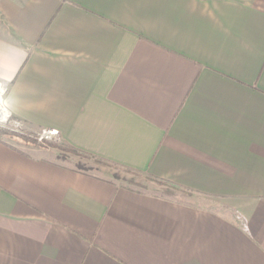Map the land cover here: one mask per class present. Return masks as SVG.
Wrapping results in <instances>:
<instances>
[{
	"label": "crops",
	"instance_id": "0c3cea01",
	"mask_svg": "<svg viewBox=\"0 0 264 264\" xmlns=\"http://www.w3.org/2000/svg\"><path fill=\"white\" fill-rule=\"evenodd\" d=\"M0 80L146 178L0 140V264H264V0H0Z\"/></svg>",
	"mask_w": 264,
	"mask_h": 264
},
{
	"label": "rangeland",
	"instance_id": "374dc122",
	"mask_svg": "<svg viewBox=\"0 0 264 264\" xmlns=\"http://www.w3.org/2000/svg\"><path fill=\"white\" fill-rule=\"evenodd\" d=\"M4 85H5V83H4ZM12 129L17 130L15 128H12ZM18 131L21 132L23 130L20 129ZM41 132L42 131L33 134L34 135L33 138L34 139L36 138L38 141L37 137H39V133H41ZM59 137H60V135H59ZM12 140L18 142L20 139L15 137ZM39 143H41L42 145L45 144L42 147L53 148L52 147L53 145H60L61 141H60V138L54 142H47V143H42V142L38 141V143H37L38 145L34 144V142H31L32 145H37V146H39ZM54 149H56V148H54ZM58 151H59L60 155H62L61 156V157H63L62 159L66 158L68 160V158H69L71 160V162L76 166V168L86 170V171H90L92 173L108 176V177L114 179L118 184L123 185V186L137 185L140 182H144L146 179L142 173H139L136 171H129L128 169H125L123 167L114 166V165L107 163L105 161H102L98 158L81 157V156L74 154V153H71L67 150H65V151L58 150Z\"/></svg>",
	"mask_w": 264,
	"mask_h": 264
},
{
	"label": "built area",
	"instance_id": "2783aa9c",
	"mask_svg": "<svg viewBox=\"0 0 264 264\" xmlns=\"http://www.w3.org/2000/svg\"><path fill=\"white\" fill-rule=\"evenodd\" d=\"M7 93L8 89L4 85L3 81L0 80V126H10L11 128H15L17 130H23L21 128L22 124L20 121H16L13 119L12 113L7 106ZM60 133L58 130H43L39 133L38 141L45 142H54L58 140Z\"/></svg>",
	"mask_w": 264,
	"mask_h": 264
},
{
	"label": "trees",
	"instance_id": "16d2710c",
	"mask_svg": "<svg viewBox=\"0 0 264 264\" xmlns=\"http://www.w3.org/2000/svg\"><path fill=\"white\" fill-rule=\"evenodd\" d=\"M15 137L18 138V139H20V140L22 139L24 141H27L29 143H31V142H34V144H37L38 143L37 139L36 138L35 139L33 138L34 137L33 133H30V132H28L26 130H23V131L20 132L18 130L12 129L10 126H0V140L6 139V140H9V141H14L12 139L15 138ZM45 143H47V142H45ZM37 145H35V146H37ZM44 145H42L41 143H39V146H44ZM52 147L53 148H56L57 150H60V151L67 150V151H69L71 153H74V154H77V155H79L81 157L97 158V157H94L93 155H90V154L85 153V152H83V151H81L79 149H76L75 147L63 145L61 143H60V145H53ZM98 159H100V158H98ZM100 160L105 161L103 159H100ZM105 162L110 163L108 161H105ZM110 164H112L114 166H118V165H115L113 163H110ZM125 169H128V168H125ZM128 170L129 171H134L132 169H128ZM136 172H138V171H136Z\"/></svg>",
	"mask_w": 264,
	"mask_h": 264
}]
</instances>
